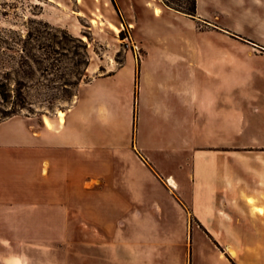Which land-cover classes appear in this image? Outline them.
I'll return each mask as SVG.
<instances>
[{
    "label": "crops",
    "instance_id": "crops-1",
    "mask_svg": "<svg viewBox=\"0 0 264 264\" xmlns=\"http://www.w3.org/2000/svg\"><path fill=\"white\" fill-rule=\"evenodd\" d=\"M212 5L196 0V18L209 19ZM188 47L148 49L81 83L63 118L0 121V227L36 231L0 241L45 242L50 227L62 240L65 227L85 223L87 207L88 225L105 234L94 243L103 241V254L197 248L264 264V112L247 118L226 108L224 80L207 73L208 49ZM200 231L218 251L203 249ZM30 256L0 254V264H32Z\"/></svg>",
    "mask_w": 264,
    "mask_h": 264
},
{
    "label": "rangeland",
    "instance_id": "rangeland-1",
    "mask_svg": "<svg viewBox=\"0 0 264 264\" xmlns=\"http://www.w3.org/2000/svg\"><path fill=\"white\" fill-rule=\"evenodd\" d=\"M193 2L0 0V120L13 111L35 117L65 111L81 83L113 72L128 57L141 60L148 49L174 42L188 44L190 50L206 46L207 73L224 80L220 99L226 108L247 118L263 113L264 50L254 43L264 46V0H213L206 7L208 23L186 13ZM29 33L40 42L25 41ZM258 139L264 141V136ZM81 214L85 223L65 227L62 240H57V228L50 227L45 242L0 241V254H31L32 264H235L233 254H199L195 247L193 254H103V241L94 243L100 236L104 240V232L95 233L88 225L87 207ZM200 232L203 249L218 251ZM34 233V228L15 223L0 227V234L10 238Z\"/></svg>",
    "mask_w": 264,
    "mask_h": 264
},
{
    "label": "trees",
    "instance_id": "trees-1",
    "mask_svg": "<svg viewBox=\"0 0 264 264\" xmlns=\"http://www.w3.org/2000/svg\"><path fill=\"white\" fill-rule=\"evenodd\" d=\"M186 13L190 14L191 16H196V0H194L193 2V7L190 8L188 11H186ZM29 38H35L37 41L40 42V38L37 35H33L32 33H29L28 36L25 37V41L28 40ZM37 59V58H36ZM38 63H40L41 61L39 59H37ZM123 64V63H122ZM121 64V65H122ZM2 86V85H1ZM0 86V87H1ZM4 99H6V96L3 97ZM18 114L17 112H12L10 115H8V117H12L14 115ZM1 121V120H0Z\"/></svg>",
    "mask_w": 264,
    "mask_h": 264
},
{
    "label": "bare ground",
    "instance_id": "bare-ground-1",
    "mask_svg": "<svg viewBox=\"0 0 264 264\" xmlns=\"http://www.w3.org/2000/svg\"><path fill=\"white\" fill-rule=\"evenodd\" d=\"M156 12H159V10L156 9ZM59 113H60V116L63 118L64 112L63 111H60ZM248 200H249V202H254V200H252L251 198H249ZM258 210H261V208H258ZM261 212H262V210H261Z\"/></svg>",
    "mask_w": 264,
    "mask_h": 264
}]
</instances>
